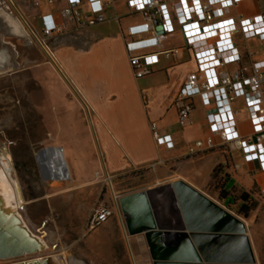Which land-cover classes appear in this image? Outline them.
Segmentation results:
<instances>
[{"label": "crops", "instance_id": "crops-1", "mask_svg": "<svg viewBox=\"0 0 264 264\" xmlns=\"http://www.w3.org/2000/svg\"><path fill=\"white\" fill-rule=\"evenodd\" d=\"M40 1L41 6L34 7L31 0H21L23 9L31 15L32 23L38 28L41 26L39 14L51 12L58 17L59 5L64 4V0H59L58 5L47 7L43 0ZM79 7L87 11L86 0H82ZM104 13L102 22L77 29L68 25L49 38V44L65 72L64 79L70 84L66 88L71 89L73 97H66V89L62 90L61 95L54 94L53 105L49 106L43 124L47 129L48 144L53 146L47 147L56 153L57 149H61L60 156L66 163L76 194L90 193L95 179L99 175L101 177L104 166L112 173L125 165L137 167L163 163L182 156L195 140L210 133L212 107L203 106L198 98H192V126H181L173 104L186 74L196 69L191 49L182 48L174 58L160 57L152 74L136 79L128 62L125 39L126 27L139 23L141 17L137 13H129L125 0L116 1ZM239 13L245 16L264 14V0H243L229 8L226 14L236 17ZM116 15L120 17L119 20H115ZM234 40L240 61L225 65L223 70L231 73L245 67L246 72L250 73L252 62L264 60V41L258 37L244 39L238 32L234 34ZM172 45H182L177 32L164 43V46ZM262 86L264 99V83ZM230 106L235 111L240 133L249 134L251 124L244 98H235ZM152 121L158 135L171 137L172 147L157 143L150 129ZM215 141L219 146L218 136H215ZM116 145L122 147L121 155L115 150ZM99 148L107 152L101 154ZM213 155L216 161L224 159V155L218 151H214ZM227 158L231 163L228 170L231 182L254 200H264L261 194L264 171L258 168L257 163L245 161L239 149L232 150ZM146 189L123 194L111 204L107 203L113 212L101 225L106 224L113 234L108 235L104 242L113 241L116 236L139 239L148 250L150 261L147 264H264L255 259L258 257L257 253L255 255L257 248L254 250L250 245L247 227L242 221H237L241 229L236 231L208 228L195 230L191 234L187 228L179 230L187 234L195 258L176 252L152 255L143 232L128 228L120 202L122 197ZM43 225L37 227L35 232L49 239ZM88 244L91 247L100 246L94 238ZM120 259L116 264L129 262L127 254L120 256Z\"/></svg>", "mask_w": 264, "mask_h": 264}, {"label": "rangeland", "instance_id": "rangeland-1", "mask_svg": "<svg viewBox=\"0 0 264 264\" xmlns=\"http://www.w3.org/2000/svg\"><path fill=\"white\" fill-rule=\"evenodd\" d=\"M4 1L0 0V8L15 15L6 8ZM16 1L21 5V0ZM0 57V150L9 155L13 166L12 176L21 195L18 212L35 234L36 228L43 223L49 237L43 238L47 245L43 251L18 259L0 260V264L49 255L64 259L67 264H116L125 254L129 262L124 264H147L150 257L143 242L118 236L113 241L104 242L113 233L106 224L89 229L87 218L94 206L111 204L115 196L118 199L123 194L179 180L242 221L247 227L250 245L254 250L257 248L255 255L257 253L258 257L255 259L264 263V200L253 199L257 206L244 216L236 211V206L227 207L218 197L226 195L222 189L230 184L228 170L231 163L227 155L229 157L232 150L227 146L217 145L191 154L187 148V152L178 158L152 166L125 165L112 173L104 166L101 177L95 179L88 194H76L70 179L44 181L36 154L42 148L53 146L48 144L43 122L49 106L53 105L54 94L61 95L66 89V97H73L71 89L67 90L70 84L48 62L26 28L22 33H16L2 16ZM116 149L119 155L120 151L123 153L119 145ZM214 151L224 155L223 161L214 159ZM106 152L104 149L103 154ZM239 190L236 186L231 193L238 195ZM93 238L99 247L88 244Z\"/></svg>", "mask_w": 264, "mask_h": 264}, {"label": "built area", "instance_id": "built-area-1", "mask_svg": "<svg viewBox=\"0 0 264 264\" xmlns=\"http://www.w3.org/2000/svg\"><path fill=\"white\" fill-rule=\"evenodd\" d=\"M81 1L64 0V4L59 5L58 17L51 12L39 14L40 28L32 23L31 15L16 0L4 1L6 8L21 21L48 62L65 79V72L49 44V38L68 25L77 29L102 22L106 9L118 0H86L87 11L79 7ZM241 1L125 0L129 13H137L141 17L139 23L126 27L125 47L136 79L152 74L160 57L174 58L182 48L191 49L196 69L186 74L173 101L177 121L181 126L191 125L190 112L194 97L203 106L212 107V112L210 133L195 140L188 147V153L213 149L217 146L215 136H218L220 145L230 150L239 149L245 161H255L258 168L264 171V60L252 62L250 73L246 72L245 67L231 73L223 70L225 65L240 61L234 40L236 32L244 39L258 37L264 41V14L245 16L239 13L236 17L226 14L229 8ZM31 3L34 7L41 6L40 0H31ZM43 3L53 7L58 5L59 0H43ZM114 18L119 20L120 17L116 15ZM176 32L182 39V45L164 46L167 38ZM237 97H243L245 101L251 124V132L247 135L238 130L235 111L230 106L231 101ZM150 129L157 143L172 147L169 135H158L155 122L150 123ZM261 194L264 196V188ZM112 212V208L105 203L94 206L87 218V227L92 229L101 225ZM24 260L26 258L13 262Z\"/></svg>", "mask_w": 264, "mask_h": 264}, {"label": "water", "instance_id": "water-1", "mask_svg": "<svg viewBox=\"0 0 264 264\" xmlns=\"http://www.w3.org/2000/svg\"><path fill=\"white\" fill-rule=\"evenodd\" d=\"M4 162L0 158V182L6 188L8 184L14 187L13 166L4 165ZM120 202L130 220L126 218L128 228L143 232L152 255L176 252L195 258L187 234L179 232L185 228L191 234L208 228L241 229L236 217L180 180L150 188L141 194L128 195ZM46 248L43 236L27 226L18 209L4 203L0 190V260L35 254ZM6 264L64 263L61 258L49 255Z\"/></svg>", "mask_w": 264, "mask_h": 264}, {"label": "bare ground", "instance_id": "bare-ground-1", "mask_svg": "<svg viewBox=\"0 0 264 264\" xmlns=\"http://www.w3.org/2000/svg\"><path fill=\"white\" fill-rule=\"evenodd\" d=\"M0 16L4 18V21L7 22V24L12 28L14 32L22 33L23 30L25 31V28L23 27L21 21L15 15H11L10 13L5 12L2 8H0ZM57 150L58 153H56L50 148H47L44 151L36 154V158L37 161L39 162V166L42 171V178L44 181L46 179H52L54 180V182L59 180L70 179L66 163L60 156L61 151L59 149ZM8 157L9 155L7 154L5 155L0 150V158L5 161L4 165H11V161ZM12 179H13L14 187L8 184L7 185L8 187L6 188L4 186L5 184L0 182V190L2 192V198L4 203L6 205H9L10 207L17 209L21 206L20 203L21 195H19L20 192H19L18 184L13 178V176ZM3 180L5 183L6 180L5 179ZM26 260H31V259H26ZM62 261L64 264H67L64 261V259H62ZM78 264H82V263H78Z\"/></svg>", "mask_w": 264, "mask_h": 264}, {"label": "trees", "instance_id": "trees-1", "mask_svg": "<svg viewBox=\"0 0 264 264\" xmlns=\"http://www.w3.org/2000/svg\"><path fill=\"white\" fill-rule=\"evenodd\" d=\"M229 183L230 184L228 186L225 185V188L222 189L226 195H218L219 200L222 201L227 207L236 206V211L238 213L248 216L249 212L255 209L257 206V202L254 201L253 198L241 188H239L240 190L238 195H233L231 193V189H235L236 185H234L231 180Z\"/></svg>", "mask_w": 264, "mask_h": 264}, {"label": "flooded vegetation", "instance_id": "flooded-vegetation-1", "mask_svg": "<svg viewBox=\"0 0 264 264\" xmlns=\"http://www.w3.org/2000/svg\"><path fill=\"white\" fill-rule=\"evenodd\" d=\"M48 147H46V148H42V149H40L37 153H40V152H42V151H44L45 149H47ZM9 158V157H8ZM148 189H150V188H148ZM148 189H146V190H148ZM143 191H139V192H136V193H134V194H141ZM122 198H126V196H124V197H122ZM137 209H141L140 207H137ZM125 215H126V218H127V221H130L129 220V217H128V215L126 214V212H125ZM163 222V221H162Z\"/></svg>", "mask_w": 264, "mask_h": 264}]
</instances>
